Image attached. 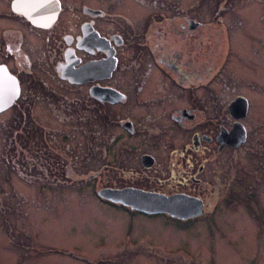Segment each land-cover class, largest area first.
I'll list each match as a JSON object with an SVG mask.
<instances>
[{"label":"flooded vegetation","instance_id":"1","mask_svg":"<svg viewBox=\"0 0 264 264\" xmlns=\"http://www.w3.org/2000/svg\"><path fill=\"white\" fill-rule=\"evenodd\" d=\"M239 2L248 5V0ZM204 4L211 8L210 20L200 17ZM107 5V0H0V21H6L0 25V93L18 95L0 113L18 110L12 116L17 119L13 135L22 143L31 135L36 147L31 166L58 182L68 163L49 159L46 147H57L56 139L58 147H68V124L75 121H96L97 129L90 133L99 136L100 179L113 172L118 178L134 175L131 181L141 176L154 181L155 167L164 163L156 152L165 151L172 166L166 168L176 175L177 189L130 182L121 188L105 185L99 191L132 189L164 200L176 197L173 206L179 216L139 209L97 192L99 203L120 209L127 218L122 243L154 249L151 241L136 239L137 218L162 217L160 224L171 228H194L208 218L216 227V199L233 204L230 161H211L210 155L195 160L197 153L212 147L217 153H233L248 138L245 121L251 100L243 92L232 96L228 82L216 89L228 51L221 60L213 25H207L220 23L221 40L227 37L229 50L231 31L225 28L233 0H110ZM225 71L231 78L230 70ZM238 78L242 80L241 74ZM76 86L82 90L79 97L72 93ZM238 130L243 134L240 144L233 146L232 138L224 142ZM81 131L86 132L84 127ZM138 147L147 150L138 152ZM137 161L142 167L132 171L130 163ZM162 257L153 256L158 261Z\"/></svg>","mask_w":264,"mask_h":264},{"label":"rangeland","instance_id":"2","mask_svg":"<svg viewBox=\"0 0 264 264\" xmlns=\"http://www.w3.org/2000/svg\"><path fill=\"white\" fill-rule=\"evenodd\" d=\"M239 1L233 0L231 20L226 21L225 29L231 31L232 37L229 50L227 37L221 40L220 23H207L213 25L221 60L228 51L227 66L216 89L219 91L221 83L228 82L232 96L243 92L251 100L245 121L249 129L246 144L233 153H217L213 147L211 151L206 147L204 153L195 156L196 161L209 155L211 161L229 160L233 168L235 177L229 187L233 204L223 197L216 199L220 201L216 217L212 218L216 227L209 224L208 218L198 221L194 228L164 226L160 224L162 217L137 218L136 239L151 241L164 253L143 244L125 245L122 240L127 218L120 209L99 203L97 192L105 185L121 188L130 182L146 188L177 189L176 175L171 176L166 168H172L167 164L166 152L159 148L156 152L164 163L155 167L158 176L154 181L144 176L131 181L134 175L118 178L113 172L100 179L96 176L99 136L98 132L91 134L97 129L93 125L96 121H75L68 124V147H58L57 139V147H46L49 159L62 158L68 163V168L64 167L67 177L62 174L58 182L31 166L36 147L31 135L23 143L20 136L13 135L17 119L12 116L18 110L12 109L0 113V264H264V0H248V5ZM210 9L204 4L201 19H211ZM5 22L0 21V25ZM225 70H230L231 78ZM81 91L76 86L73 96L79 97ZM32 129L29 131L33 133ZM146 150L147 147H138V152ZM124 154L128 156V151ZM27 161L30 167L26 168ZM141 167L139 161L130 163L132 171ZM22 172L26 175L22 176ZM120 243L119 248H114ZM155 255L163 257L158 261ZM185 259L189 263H183Z\"/></svg>","mask_w":264,"mask_h":264},{"label":"water","instance_id":"3","mask_svg":"<svg viewBox=\"0 0 264 264\" xmlns=\"http://www.w3.org/2000/svg\"><path fill=\"white\" fill-rule=\"evenodd\" d=\"M17 96L18 95L15 94L13 97H6L0 93V111L11 106ZM244 110L245 109H243V111ZM225 137L226 140L224 142L228 140L231 141L232 138L233 146H237L243 141V134L241 131H233L229 134V136ZM99 195L116 202H123L139 209L153 211H169L171 214L179 216L178 210L174 209L173 206L175 205L176 197H169L167 200H164L162 197H157L151 194H144L132 189H126L123 191L106 189L99 191Z\"/></svg>","mask_w":264,"mask_h":264},{"label":"trees","instance_id":"4","mask_svg":"<svg viewBox=\"0 0 264 264\" xmlns=\"http://www.w3.org/2000/svg\"><path fill=\"white\" fill-rule=\"evenodd\" d=\"M13 160H14V158H13ZM14 162V161H13Z\"/></svg>","mask_w":264,"mask_h":264}]
</instances>
